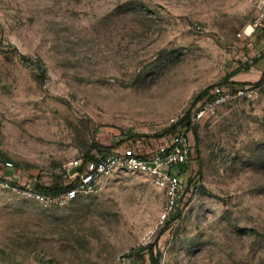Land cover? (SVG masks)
<instances>
[{
    "label": "rangeland",
    "instance_id": "1",
    "mask_svg": "<svg viewBox=\"0 0 264 264\" xmlns=\"http://www.w3.org/2000/svg\"><path fill=\"white\" fill-rule=\"evenodd\" d=\"M257 4L0 0V176L12 181L0 264H264ZM216 86L223 98L194 119ZM182 131L171 209L153 175L127 166L74 196L31 188L76 184L88 159Z\"/></svg>",
    "mask_w": 264,
    "mask_h": 264
},
{
    "label": "built area",
    "instance_id": "2",
    "mask_svg": "<svg viewBox=\"0 0 264 264\" xmlns=\"http://www.w3.org/2000/svg\"><path fill=\"white\" fill-rule=\"evenodd\" d=\"M264 30V0H258L257 16L253 24ZM214 98L198 108L193 116L198 119L203 116L212 103L223 98L222 88L216 86L213 90ZM190 150L189 136L186 131L173 135L168 142L155 146L151 152H143L133 146H127L122 151L105 153L90 158L85 163V168L80 173L75 186L67 190V194L74 196L78 190L91 191L99 187L100 179L116 167H133L150 173L157 186L163 188L167 195V204L171 209L177 202L182 192V168L177 166L187 161ZM12 181L7 175L0 176V186L9 187Z\"/></svg>",
    "mask_w": 264,
    "mask_h": 264
},
{
    "label": "trees",
    "instance_id": "3",
    "mask_svg": "<svg viewBox=\"0 0 264 264\" xmlns=\"http://www.w3.org/2000/svg\"><path fill=\"white\" fill-rule=\"evenodd\" d=\"M235 71H237V70H235ZM179 123L180 124L184 123V125L188 124V122H186L185 120H183V122H179ZM74 186H75V183H71V184H68V185L64 186L61 183V181L55 179L51 184L34 183L33 187H31V188H32V190L34 192H38L40 194L59 196L60 194L66 192L68 189H70V188H72Z\"/></svg>",
    "mask_w": 264,
    "mask_h": 264
},
{
    "label": "water",
    "instance_id": "4",
    "mask_svg": "<svg viewBox=\"0 0 264 264\" xmlns=\"http://www.w3.org/2000/svg\"><path fill=\"white\" fill-rule=\"evenodd\" d=\"M188 124H189V122H188Z\"/></svg>",
    "mask_w": 264,
    "mask_h": 264
}]
</instances>
